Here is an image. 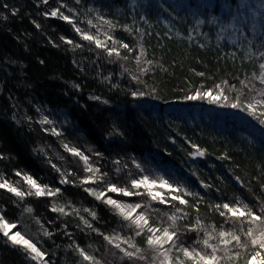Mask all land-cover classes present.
Here are the masks:
<instances>
[{
    "label": "trees",
    "instance_id": "trees-1",
    "mask_svg": "<svg viewBox=\"0 0 264 264\" xmlns=\"http://www.w3.org/2000/svg\"><path fill=\"white\" fill-rule=\"evenodd\" d=\"M74 1L0 0V154L6 157L0 160V173L15 182L20 181L15 171L23 170L41 184L61 187L57 202H71L88 219L82 209L95 210L98 219L92 222L105 233L119 230V217L79 186L80 178L86 175L83 163L63 149L62 141L83 150L87 147L93 165L108 173L106 181L110 179L118 186L128 182L129 173L140 174L135 168L138 163L150 178L163 176L199 193L202 202L193 196L184 197L188 207L174 202L189 213V219L178 222L181 232L185 224L197 218L206 225L215 224L219 230L224 218L209 207L215 203H234L239 197L257 209L264 202V127L238 109L209 104L207 100L188 101L184 96L201 85L202 90L211 88L215 92V85L220 84L235 99L237 93L229 91L228 86L241 88L240 80H250L253 73L258 75V65L264 62L259 56L264 52V0H78L83 4L79 11L81 23L91 19L101 25L102 21L97 20L100 16L117 25L111 34L133 49H120L127 60L107 57L95 45L81 40L70 24L45 15L53 9L61 11L62 5ZM125 25L131 33L124 30ZM85 28L96 33L88 24ZM104 31H108L106 25L101 27ZM62 36L82 47L73 48L61 40ZM141 44L144 58L154 63L152 70L141 77L144 83L136 84L124 68L139 74L135 56ZM249 48L252 59L245 55ZM197 72L205 75L197 76ZM251 83L257 89L264 87L255 80ZM132 91L147 94L133 97ZM245 93L246 97L251 95L247 90ZM93 96L100 99H90ZM36 106L63 124L57 126L63 129L62 137L40 130L35 123L40 116ZM27 117H32V123ZM81 131L84 137L76 133ZM190 144L205 149V156H189L194 151ZM40 147L44 152L34 151ZM94 152L102 155L97 157ZM225 155L227 159L219 158ZM49 160L73 172L69 180L76 186L60 185V175ZM201 182L211 187L203 188ZM21 185L27 188L22 181ZM107 195L130 202L147 199ZM16 200L6 189H0V214L18 223L13 231L20 230L40 241L38 246L48 253L49 264H80L78 253L70 247L73 241L102 259L127 264L110 252L106 254L109 246L102 237L88 229L82 231L79 216L71 208L66 209L69 215L62 216L51 211V198L31 196L19 204L14 203ZM153 206L168 213L174 211L170 205L153 202ZM25 207H31L33 213H24ZM44 229L52 236L44 237ZM124 234L129 235L127 231ZM196 239L195 232L184 237L186 245ZM136 242L143 246V237H137ZM238 251L243 257V251ZM0 264L34 262L22 250L7 244L0 234ZM238 264H244V259Z\"/></svg>",
    "mask_w": 264,
    "mask_h": 264
},
{
    "label": "snow or ice",
    "instance_id": "snow-or-ice-1",
    "mask_svg": "<svg viewBox=\"0 0 264 264\" xmlns=\"http://www.w3.org/2000/svg\"><path fill=\"white\" fill-rule=\"evenodd\" d=\"M44 2L47 3V0H44ZM3 7L7 8L8 6L4 5ZM12 14H16L15 9L12 10ZM45 15H50L54 18L58 17L70 24L81 40L95 45L96 49H101L109 58L115 57L117 60H127L128 56L122 55L120 49H126L128 52L133 51L128 43L116 39L111 34L117 27L111 20L97 16V20L102 21L101 25H97L89 19L87 24L91 28L96 29V33L93 34L81 29L74 23L72 18L64 15L59 9H53ZM197 23H202V21H197ZM103 25L107 26L108 31L101 32ZM123 28L126 32L131 33L132 31L127 25L123 26ZM101 35L104 36L103 40L100 39ZM189 39H191V36H189ZM61 40L66 44L72 45L73 48L82 47L81 44L63 36ZM109 41L111 46L108 43ZM116 45H119V47H116ZM245 55L248 59H252V49L249 48ZM259 56L264 61V52H260ZM144 57L145 48L141 44L139 45V54L135 56V64L139 74L130 73L129 69L124 68V72L129 73L130 79L136 84H143L144 81L141 77L152 70L153 60L145 59ZM258 68V75L253 73L250 80L239 81L241 88H237L235 85L228 86L229 91L237 93L235 99L230 98L220 84L215 85L217 89L215 92L211 88L202 90L203 85H201L194 92L185 95L184 99L188 101L207 100L209 104H220L221 107L238 109L264 127V87L257 89L255 84L251 83L252 80H255L264 86V62L259 63ZM196 75L202 77L205 74L197 72ZM224 83L227 85V81ZM74 87L78 88L79 86L74 85ZM245 90H247V94L251 95L246 97ZM153 91L155 90L153 89ZM130 94L133 97H143L147 93L132 91ZM90 99L99 100L100 97L93 96ZM103 103L107 104L108 101L105 100ZM36 111L40 113V116L35 123L41 126L40 130L42 132L57 138L63 136V132L56 127L55 120L45 115L39 106H36ZM27 119L29 123H32V117H27ZM61 145L67 153L72 157H78L79 161L83 163V170L86 175L80 178L79 186L83 187V191L96 201L108 206L114 216L119 217L121 222L118 225L119 230L113 229L111 233L101 232L92 222L98 219L95 210L82 209L91 218L88 219L81 215V210L74 208L71 202L59 204L56 198L62 195L61 187L41 184L33 175L23 170L15 171V176L20 177V181L15 182L9 181L0 173V189H6L7 192L14 195L17 198L14 203L17 204L24 201L26 197L35 196L36 198H51V211L62 216L69 215L70 213L66 209L71 208L72 213L79 216L80 224L83 225L81 230L88 229L102 237L103 241L109 246L106 254L110 252L111 256L117 257L119 261L127 262V264H238L241 258L244 259V264H264V202L259 203V207L255 210L248 202L243 201L239 197L236 198L234 203L223 202L209 205L210 208L218 212L220 217L224 218V223L221 224L219 230L215 224L206 225L201 219L197 218L194 223L185 224V231L181 232L178 222L189 219V213L183 211L181 207H177L174 202L188 207L190 206L189 201L184 198L187 196L196 197L198 202H202L203 197L199 193L191 192L183 185L173 184L163 176L154 179L150 178L149 175L143 174V169L138 163L135 164V168L140 170V174L135 176L129 173L128 182L123 186H118L117 183L112 182L110 179L106 181L105 178L108 177V173L102 172L100 167L94 166L90 161V157L81 151L79 147L71 146L64 141L61 142ZM190 146L194 151L189 152V156L193 158L205 156V149L200 148L196 144H190ZM34 151L42 153L44 148L40 147L34 149ZM93 155L100 157L102 154L94 152ZM59 158L63 159V157ZM219 158L227 159L228 157L225 155ZM2 159H6V157L0 154V160ZM49 163L52 169L59 173L60 179L58 183L60 185L73 183L76 186L73 181L69 180V177L74 175L73 172L59 167L57 164L52 163L51 160H49ZM114 163L119 164V161ZM115 171L119 173L120 169L117 168ZM236 180L240 182L239 177H236ZM21 181L23 185L27 186L26 189L22 187ZM97 184L105 185V187L87 186ZM129 184L130 187L128 186ZM201 186L203 188L211 187L210 184L204 182H201ZM162 189H167V194L162 193ZM261 189L264 190V184L261 185ZM107 193H114L129 198L146 197L147 199H141L139 202H130L114 199ZM153 202L159 205H170L174 211L171 213L162 211L154 207ZM191 207L195 208V205H191ZM23 212L31 214L33 209L25 207ZM36 223L39 224L40 221L37 220ZM229 224L231 227H226ZM14 229H18V223L10 222L4 215L0 214V234L6 238V243L14 249L19 248L22 250L27 259L34 262V264H49L46 259L48 253L42 250V246H38L40 241H34L20 230L13 231ZM125 231L129 235H125ZM191 232L197 234V239L191 245H186L184 237ZM201 233L203 234L202 238H200ZM42 234L44 237L52 236V233L47 229H44ZM137 237H143V246L136 242ZM70 247H73L78 253L80 264H114L111 260H105L92 254L75 241ZM238 250L243 251V257L241 251Z\"/></svg>",
    "mask_w": 264,
    "mask_h": 264
},
{
    "label": "bare ground",
    "instance_id": "bare-ground-1",
    "mask_svg": "<svg viewBox=\"0 0 264 264\" xmlns=\"http://www.w3.org/2000/svg\"><path fill=\"white\" fill-rule=\"evenodd\" d=\"M83 7V4L80 2V1H74V3H72L71 5H63V10H61V12H63L64 13V15H67V16H69L70 18H72L73 19V21H74V23H76L77 24V26H79L81 29H83V30H86V28H85V25L87 24V22L85 21V22H83V23H81L80 21L82 20V15L79 13V11L81 10V8ZM76 9V10H75ZM55 19H58V21H60V22H64L65 23V21H63V20H61V19H59L58 17H55ZM67 23V22H66ZM86 23V24H85ZM51 119H53V120H55L56 121V127L57 126H62L63 124H61L60 123V121L59 120H56V118L53 116V115H50L49 116ZM4 118V117H3ZM59 128V127H58ZM60 130H61V128H59ZM62 132H63V129L61 130ZM75 133V132H74ZM76 133H80V135H82L83 137L85 136L84 134H83V132L81 131V132H76ZM72 141H73V139H72ZM69 142H71V141H69ZM70 144V143H69ZM71 145V144H70ZM71 146H77V145H75V144H73V145H71ZM78 147V146H77ZM80 148V147H79ZM80 150L81 151H83L86 155H88L87 154V147L86 148H84V150H83V148H80ZM69 154V153H68ZM70 155V154H69ZM74 159H76V160H79V158L78 157H73Z\"/></svg>",
    "mask_w": 264,
    "mask_h": 264
},
{
    "label": "rangeland",
    "instance_id": "rangeland-1",
    "mask_svg": "<svg viewBox=\"0 0 264 264\" xmlns=\"http://www.w3.org/2000/svg\"><path fill=\"white\" fill-rule=\"evenodd\" d=\"M161 191H162V193L168 192L167 189H162Z\"/></svg>",
    "mask_w": 264,
    "mask_h": 264
}]
</instances>
